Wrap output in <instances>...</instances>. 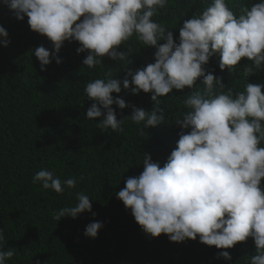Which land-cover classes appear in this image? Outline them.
Masks as SVG:
<instances>
[{
	"label": "clouds",
	"instance_id": "obj_1",
	"mask_svg": "<svg viewBox=\"0 0 264 264\" xmlns=\"http://www.w3.org/2000/svg\"><path fill=\"white\" fill-rule=\"evenodd\" d=\"M17 20L28 19L30 29L46 37L53 45L50 52L40 46L34 55L46 70L58 57L66 41L78 42L77 54L87 52L83 65L95 69L108 57L121 66L132 63L131 50L118 48L133 35L144 47H154V63L135 71L128 70L122 80L106 78L90 81L84 88L92 101L85 117L99 120L98 128L122 132V124L131 121L139 135L145 129L165 122L159 108L161 100L172 91L192 88L199 79L203 85L187 95V108L175 123L182 129L176 148L161 167L144 154L143 171L129 177L125 187L116 193L137 224L153 238L167 235L174 243L196 240L217 249H231L237 243L254 240L256 255L250 264H264V83H247L235 95L221 77L207 71L205 65L216 54L221 71L231 73L242 59L245 78L264 67V0L244 8L238 17L226 0H212L209 7L186 19L174 40L172 30L153 20L169 0H0ZM83 18V19H81ZM79 21V22H78ZM8 33L0 26V45L8 46ZM163 42V43H161ZM130 90L132 95L151 93L155 106L151 111L130 106L132 114L117 119L115 104L123 110L129 105L113 98ZM131 86V87H130ZM143 125L140 128V125ZM84 177L81 176L80 180ZM44 190L63 193L74 189L76 178L61 180L53 171L41 169L32 177ZM75 206L53 213V219L77 218L92 212V204L84 192L76 193ZM95 215V213H93ZM101 222L87 225L85 236L97 238ZM0 230V264L15 252L4 245ZM219 257L231 260L228 251Z\"/></svg>",
	"mask_w": 264,
	"mask_h": 264
},
{
	"label": "trees",
	"instance_id": "obj_2",
	"mask_svg": "<svg viewBox=\"0 0 264 264\" xmlns=\"http://www.w3.org/2000/svg\"><path fill=\"white\" fill-rule=\"evenodd\" d=\"M257 2L226 0L237 17ZM211 3L212 0H169L153 20L172 30L178 41L184 20ZM0 26L8 33V46L0 45V230L5 237L4 250L12 248L15 252L5 264H250L256 255L251 237L231 249L204 245L199 237L183 243L171 242L164 234L153 238L116 196L129 177L142 173L144 154L162 167L176 148L179 134L190 131L175 122L187 111L186 96L198 88L203 91L199 79L192 88L174 89L168 96L158 98L164 123L145 129L142 136L137 125L125 121L123 131L114 133L110 128L97 127L101 118L85 117L92 101L84 88L92 80L106 78L108 73L122 80L128 70L154 63V47H144L133 35L118 48L123 52L131 50V64L122 67L120 62L104 57L103 65L89 69L82 63L87 52L77 54L79 43L66 41L58 53L62 63L52 60L41 71L34 49L43 46L51 52L52 43L30 29L27 17L17 20L2 3ZM219 64L220 56L216 54L205 65L225 84L217 92L230 88L235 95L247 83H264V67L245 78L244 66L251 64L246 58L231 73L228 69L221 71ZM112 95L129 105L121 110L113 104L118 120L132 114L130 106L146 111L155 106L151 93L132 95L122 87L121 93ZM260 146L264 147V141ZM41 169L53 171L62 181L76 178V188H65L59 194L44 190L32 182ZM81 191L89 196L92 212L75 219L54 220V212L75 206L76 193ZM93 222L103 224L95 239L84 234ZM221 251H228L231 260L219 257Z\"/></svg>",
	"mask_w": 264,
	"mask_h": 264
}]
</instances>
